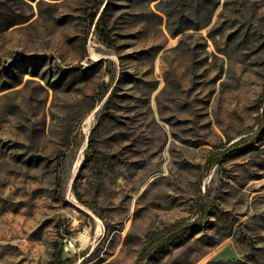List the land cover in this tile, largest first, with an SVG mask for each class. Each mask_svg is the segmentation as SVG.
Wrapping results in <instances>:
<instances>
[{"label": "rangeland", "instance_id": "374dc122", "mask_svg": "<svg viewBox=\"0 0 264 264\" xmlns=\"http://www.w3.org/2000/svg\"><path fill=\"white\" fill-rule=\"evenodd\" d=\"M263 93L264 0H0V264H264Z\"/></svg>", "mask_w": 264, "mask_h": 264}, {"label": "trees", "instance_id": "16d2710c", "mask_svg": "<svg viewBox=\"0 0 264 264\" xmlns=\"http://www.w3.org/2000/svg\"><path fill=\"white\" fill-rule=\"evenodd\" d=\"M261 103H264V93L261 96ZM263 130V128H262ZM250 145L248 144L247 140H241L238 141L230 146L227 150L223 152V156L227 155L230 151L237 150L239 148H242L244 146ZM90 144L88 145V147ZM203 205V204H202ZM205 207V205H203ZM202 207V206H200ZM204 207L200 210L201 212L204 210ZM191 225H183V226H173L170 229H168L165 233L159 236H153L149 241L153 243V245H156L157 247L161 248L167 244H169L177 235L184 232L188 227ZM150 245V244H148ZM151 246H145L141 252L139 253V259L146 258L148 254L150 253Z\"/></svg>", "mask_w": 264, "mask_h": 264}, {"label": "built area", "instance_id": "2783aa9c", "mask_svg": "<svg viewBox=\"0 0 264 264\" xmlns=\"http://www.w3.org/2000/svg\"><path fill=\"white\" fill-rule=\"evenodd\" d=\"M70 247H73V244L70 243Z\"/></svg>", "mask_w": 264, "mask_h": 264}, {"label": "bare ground", "instance_id": "6f19581e", "mask_svg": "<svg viewBox=\"0 0 264 264\" xmlns=\"http://www.w3.org/2000/svg\"><path fill=\"white\" fill-rule=\"evenodd\" d=\"M89 119V118H88ZM91 123V122H90ZM87 129V128H86ZM97 230H99V229H97Z\"/></svg>", "mask_w": 264, "mask_h": 264}]
</instances>
